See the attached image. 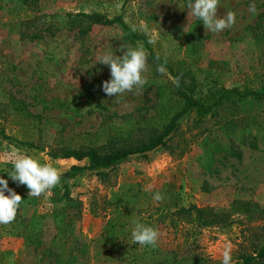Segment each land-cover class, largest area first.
<instances>
[{
    "label": "rangeland",
    "instance_id": "374dc122",
    "mask_svg": "<svg viewBox=\"0 0 264 264\" xmlns=\"http://www.w3.org/2000/svg\"><path fill=\"white\" fill-rule=\"evenodd\" d=\"M188 2L0 0V132L8 137L0 136V152L21 149L65 174L87 163L52 154L68 148L132 147L161 132L182 104L175 80L168 70L163 76L157 72L151 53L194 79L196 96L211 89L259 88L264 41H257L251 28L264 13V0H219L218 16H236L235 25L220 33L207 31L189 16ZM253 3L255 14L249 11ZM78 14H101L122 23L94 25L83 35L81 21L66 25L68 15ZM36 16L48 17V24L60 31L24 39L23 34L35 30L22 28V22ZM141 22L149 33L133 30ZM138 45L148 53L142 74L147 83L107 96L102 83L111 79L110 66L96 57L109 49L123 56L122 46ZM28 142L35 148L23 145ZM11 171V164L0 163V177L23 201L15 220L0 224V264L128 259V247L104 242L107 224L116 217L122 223L120 242L135 244L131 232L139 220L159 230L157 245L170 249L169 257L179 264H222L226 244L231 245L232 264H242V257L257 256L264 248V218L258 220L254 213L256 206L264 210V101L227 104L205 118L192 114L165 148L131 159L106 178L86 172L71 183L74 204L64 208L71 226L59 239L52 188L31 197L25 185L8 176ZM157 192L163 196L159 202L153 199ZM193 206L202 213L178 215ZM136 245L137 257L145 255L152 264L166 257ZM254 264H264V259Z\"/></svg>",
    "mask_w": 264,
    "mask_h": 264
},
{
    "label": "trees",
    "instance_id": "16d2710c",
    "mask_svg": "<svg viewBox=\"0 0 264 264\" xmlns=\"http://www.w3.org/2000/svg\"><path fill=\"white\" fill-rule=\"evenodd\" d=\"M28 4V2H26ZM48 17L40 16L33 19L23 21L21 26L24 28L27 26L29 29L33 28L35 31L32 34H23L24 39H29L31 41L44 38L49 33L59 32V28L52 24H48L46 21ZM68 21L66 25L68 27L81 21V23L88 24V27L84 24L81 26V33L86 35L90 33L91 27L94 25L111 26L118 23H122L121 19L109 20L107 17L101 14H78V15H68ZM202 23L198 19V24ZM40 24H44L40 27ZM84 25V26H83ZM43 29V30H42ZM251 31L257 41H264V13H262L256 25L251 28ZM136 41L143 40L144 38L134 37ZM150 59L157 65L164 62V58L156 56L151 53ZM166 69L171 74L172 78L176 80L179 79V86L175 83L176 94L179 102L182 104L181 108L175 112L172 117L168 120L161 132L152 135L148 140L141 141L137 145L126 148H110V149H100V148H90V149H63L59 154H52L54 159H74L78 162H86L85 166H74L69 172L62 174L59 183L52 188V198L51 201L55 206L54 219L55 227L58 231L57 239L64 235V231H68L71 225L66 221L65 207L74 204L71 183L78 178H81L86 172L91 174L101 176L106 178L109 173L116 170L123 164L127 163L136 157H146L162 148H165L171 139V137L178 131L181 122L192 114H197L200 117H208L215 115L221 108L227 104L243 103L247 101H264V83L257 89H244L240 90L238 88L231 89H221L214 90L211 89L205 96H196V82L194 79L188 78V76L181 72L180 70H175V68L167 60L165 65ZM0 105L2 103L0 102ZM0 136L4 139H8L4 132H0ZM29 148H35L34 144L28 142L23 144ZM6 194V192H5ZM252 208V207H244ZM254 213L260 215L258 218H264V210L259 206L254 207ZM247 211H250L247 209ZM194 212L201 214L200 210H197L195 206L190 209H180L178 210V215L188 214L193 215ZM122 231L121 219L116 217L107 224V245L110 247L121 248L128 247L127 257L110 260L109 262H104L103 264H152L149 262L145 255L138 258L136 255L137 247L136 244H125L120 242V233ZM66 235V234H65ZM150 251L161 252L165 254V258L157 264H179L169 257L171 253L170 249L162 250L158 245L155 248L146 246ZM112 251H110L111 253ZM264 259V248L257 254V256H244L241 258L242 264H254L258 260ZM200 261V258H196Z\"/></svg>",
    "mask_w": 264,
    "mask_h": 264
},
{
    "label": "clouds",
    "instance_id": "9594fccd",
    "mask_svg": "<svg viewBox=\"0 0 264 264\" xmlns=\"http://www.w3.org/2000/svg\"><path fill=\"white\" fill-rule=\"evenodd\" d=\"M219 7V0H189L186 5L189 16L201 20L205 29L213 33H220L236 23L234 12H227L222 18L218 16ZM249 11L256 13L254 3L249 5ZM133 30L149 33L144 22H141L138 27L133 25ZM150 42L156 43V37L151 36ZM120 50L124 51L123 56L115 55L114 51L109 49L96 57L99 64L110 66L111 79L102 83V90L107 96L122 95L125 92H131L134 88L141 89L147 83L146 77L142 75L147 71L148 56L143 45L122 46ZM166 64L167 59L157 67V72L162 76L167 74ZM174 82L179 86L178 78ZM0 163L12 165V171L7 172L8 176L19 185H25L31 197H40L48 192L59 183L62 175L61 170L52 163L41 162L38 158L15 147L0 152ZM153 199L159 202L163 196L157 192ZM22 201L21 195L9 188L8 181L0 177V224L7 225L15 220ZM133 224L132 243L155 248L161 236L159 230L139 220H134ZM222 264H232L230 244L224 247Z\"/></svg>",
    "mask_w": 264,
    "mask_h": 264
}]
</instances>
